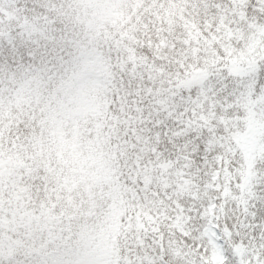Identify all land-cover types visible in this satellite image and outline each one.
I'll return each mask as SVG.
<instances>
[{"label": "snow or ice", "instance_id": "snow-or-ice-1", "mask_svg": "<svg viewBox=\"0 0 264 264\" xmlns=\"http://www.w3.org/2000/svg\"><path fill=\"white\" fill-rule=\"evenodd\" d=\"M0 264H264V0H0Z\"/></svg>", "mask_w": 264, "mask_h": 264}]
</instances>
